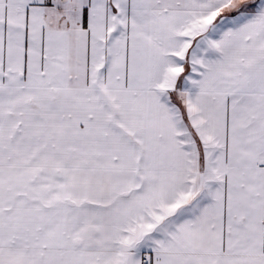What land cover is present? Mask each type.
Masks as SVG:
<instances>
[{"label": "snow or ice", "instance_id": "1", "mask_svg": "<svg viewBox=\"0 0 264 264\" xmlns=\"http://www.w3.org/2000/svg\"><path fill=\"white\" fill-rule=\"evenodd\" d=\"M0 264H264V0H0Z\"/></svg>", "mask_w": 264, "mask_h": 264}]
</instances>
